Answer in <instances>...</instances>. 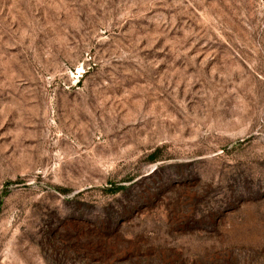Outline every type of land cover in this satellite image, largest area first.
Listing matches in <instances>:
<instances>
[{
	"label": "rangeland",
	"instance_id": "rangeland-1",
	"mask_svg": "<svg viewBox=\"0 0 264 264\" xmlns=\"http://www.w3.org/2000/svg\"><path fill=\"white\" fill-rule=\"evenodd\" d=\"M0 264H264V0H0Z\"/></svg>",
	"mask_w": 264,
	"mask_h": 264
}]
</instances>
